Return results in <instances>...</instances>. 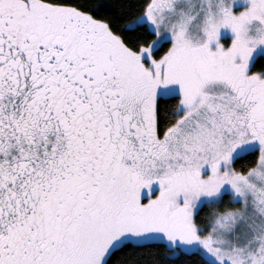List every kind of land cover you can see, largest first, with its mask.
I'll list each match as a JSON object with an SVG mask.
<instances>
[{"label":"snow or ice","instance_id":"1","mask_svg":"<svg viewBox=\"0 0 264 264\" xmlns=\"http://www.w3.org/2000/svg\"><path fill=\"white\" fill-rule=\"evenodd\" d=\"M0 264H264V0H0Z\"/></svg>","mask_w":264,"mask_h":264}]
</instances>
